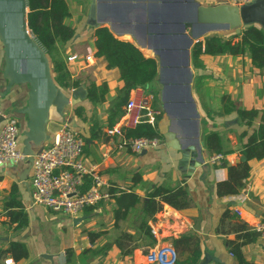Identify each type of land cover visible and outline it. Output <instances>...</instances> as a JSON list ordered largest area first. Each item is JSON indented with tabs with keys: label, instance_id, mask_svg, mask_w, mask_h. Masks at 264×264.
Returning a JSON list of instances; mask_svg holds the SVG:
<instances>
[{
	"label": "crops",
	"instance_id": "1",
	"mask_svg": "<svg viewBox=\"0 0 264 264\" xmlns=\"http://www.w3.org/2000/svg\"><path fill=\"white\" fill-rule=\"evenodd\" d=\"M65 1L70 12L66 23L73 26L76 31L68 43L62 48L59 47L60 57L64 60L70 76L69 82L79 80L82 85L88 82L97 85L105 82L108 90L105 100L101 103L92 104L85 99L76 104L83 108L81 117L74 114L75 105L66 107L62 118L51 108L50 119L54 124L65 122L76 128L84 138V162L95 168L109 185L125 186L127 188L125 191L136 193L140 201L128 211L124 219L118 220L116 225L113 219V209L116 208L113 198L100 201L85 208L77 216L71 217L32 205L29 183L31 168L25 178L26 184L20 182V176L28 163L23 160L5 163L0 165V251L6 249L11 241L24 243L28 254L16 264H158L147 259V255L154 248L169 246L173 238L185 232H192L199 237L202 250L201 259L197 264H214V260L221 264H237L226 239L232 240L241 232L229 231L235 220L245 223L248 229L256 222H264V157L248 161L249 174L239 193L220 198L214 193V184L226 178V168L208 162L213 153L206 150L202 137L208 131L221 133L224 139L222 143L224 160L228 165L237 163L236 161L243 156L240 152L243 139L239 136L246 127L234 123L235 112L213 117L211 120L207 119L206 113L208 110L221 108V97L224 94L228 95L237 107L262 109L264 68L252 67L249 52L240 56L227 54L203 56L202 67L194 68L190 64L192 77L189 93L193 106L185 99V105L171 107L169 102L177 98L176 91L169 93L166 90V84L172 75L161 74L162 64L152 55L157 64V73L151 88L161 86V101L165 111L161 112L158 121L162 143L156 148L133 153L119 147L118 139L107 135L90 137L93 121H97L100 126L107 124L108 109L118 97L123 83L116 68L107 69L105 61L95 57L92 38L95 28L87 23V13L92 2H100L99 26L106 27L119 39L127 35L132 36L137 49L141 51H172L177 48L179 40L163 43V46L162 41L156 38L158 35L176 32L173 31L175 25L172 22L157 23L160 16L153 9L154 0ZM179 1L184 3V0ZM196 1L204 6L227 2V0ZM255 1L258 0L237 6L241 7ZM83 5L85 12L82 13ZM77 16L82 17L80 23L76 20ZM212 34L214 33L206 36ZM203 37L205 36H201L200 40ZM72 54L79 55V59L66 62L67 57ZM88 54H92L95 59L93 63L85 65L83 57ZM3 65V50L0 43V110L18 120V146L21 148L26 116L14 112L13 109L26 104L27 85H13L10 91L2 96L6 85V79L2 74ZM69 89L65 90L70 91ZM194 121L197 122L198 135H195ZM52 135L49 134L41 146L48 144ZM195 140L198 141L200 154L189 152L184 155L182 151L194 145ZM158 185L169 188L184 187L191 199L189 206L177 210L162 204V209L156 212L152 219H147L143 213L144 203L148 199V193ZM12 187L16 189L21 207L6 205V201L11 198ZM235 209L240 210V216L235 214ZM19 210L27 217V224L22 228H17L19 221L10 220L9 216L10 211ZM225 210L234 218L224 220L217 231L220 217ZM142 221H146L149 227L153 226L156 230L154 242L141 230ZM90 233L95 236L91 238ZM121 235L126 236L121 238L122 246L118 247L114 241ZM67 249L69 252H66ZM240 250L246 261L264 264V241L256 233L254 240L241 245ZM43 255H50L52 259L49 260ZM7 257H10L8 253H0V259L4 260Z\"/></svg>",
	"mask_w": 264,
	"mask_h": 264
},
{
	"label": "trees",
	"instance_id": "2",
	"mask_svg": "<svg viewBox=\"0 0 264 264\" xmlns=\"http://www.w3.org/2000/svg\"><path fill=\"white\" fill-rule=\"evenodd\" d=\"M26 1V20L28 29L48 57L50 71L55 85L60 89L78 90L80 95L85 94V99L92 103H101L105 100L107 85L105 82L95 84L88 82L82 85L79 80H70V76L64 60L60 57L59 47H63L76 34L75 28L66 23L70 17L68 4L65 0H25ZM225 33H214L203 37L202 40L194 42L190 48V64L194 68L203 66V56H215L227 54L240 56L249 52L251 65L255 69L264 68V28L257 24L243 26L239 30L227 31ZM93 50L97 58L105 61L107 69L116 68L119 78L122 81V87L119 95L108 109L107 124L100 126L97 121H93L90 127V137H100L106 135V129L111 127L122 114V107L125 104L131 89L149 88L153 84V79L157 73V64L153 57L144 56L135 45L130 42L120 40L113 36L106 27H98L93 30ZM235 39V41H233ZM84 99V100H85ZM82 102V101H81ZM74 114L82 116V106L76 105L73 109ZM232 112L236 113L234 123L242 124L246 127L240 134L243 139L241 144V154L245 161H238L235 164L228 165L225 160L219 164L226 168V178L214 184V193L217 197L234 196L240 192L244 185V180L248 177L250 166L249 160H259L264 157V106L262 109L240 108L230 99L228 95L221 97V108L219 110H208L207 119L213 117H222ZM161 114L157 117L154 126L148 123H139L134 128L127 130L129 137H161L158 130V121ZM61 124H53V130L60 127ZM205 148L209 153H222V143L224 141L221 133L217 131H208L203 137ZM85 145V144H84ZM89 180L86 178L83 188H86ZM111 198L114 199L116 208L113 209V219L116 225L118 220L124 219L128 211L139 203L140 198L132 191H117L110 189ZM11 198L6 201L7 206L21 207L16 189L12 187ZM148 199L144 203L143 213L147 219H152L154 214L162 209V204H167L177 210L187 208L190 204V197L186 189L182 186L173 188L161 185L154 186L148 193ZM17 215L18 217H15ZM10 220H18L17 228H22L27 224L26 214L21 210L10 211ZM228 210H225L219 221L218 229L226 219H233ZM235 225V226H234ZM234 225L229 231L239 232L232 240L226 239L231 254L236 258L237 264H253L246 261L242 254L241 245L251 242L255 238V233L248 229L247 225L239 220L234 221ZM144 235L148 236L154 242L150 233V227L146 221L140 225ZM92 238L95 234L90 233ZM121 235L114 242L118 247L122 246ZM241 240V242H237ZM171 245L176 253V264H197L201 259L202 250L200 240L192 232H185L177 238L171 240ZM69 252V249L66 250ZM0 253H8L14 262L25 258L28 254L26 245L22 242L11 241L6 249ZM69 260V257H67ZM214 264L218 261L214 260Z\"/></svg>",
	"mask_w": 264,
	"mask_h": 264
},
{
	"label": "water",
	"instance_id": "3",
	"mask_svg": "<svg viewBox=\"0 0 264 264\" xmlns=\"http://www.w3.org/2000/svg\"><path fill=\"white\" fill-rule=\"evenodd\" d=\"M184 3L190 8V15L183 17L184 22L176 26L179 36L174 40L180 41L178 47L165 57L161 50H138L144 56H156L160 64L170 63L175 69L182 68L185 73L182 85L184 97L189 100L190 106H193L189 93L192 77L190 48L193 43L209 33L239 30L246 25L257 24L264 28V0H258L241 7L227 2L209 6L200 5L196 0H184ZM100 7L101 3L94 1L87 13V23L95 29L99 27ZM26 13L25 0H0V43L4 60L2 74L6 79L5 89L1 95L8 93L13 85H27L26 104L13 109L14 112L26 116L20 149L24 156L23 161L27 162L28 166L20 176L22 184H26L25 178L31 168L32 156L37 151L35 149H40L48 135L54 134L58 130H53L54 123L50 119V109L53 108L56 114L62 118L63 110L66 107H73L86 98L85 94L80 95L78 90L66 91L55 85L48 57L28 29ZM186 29L188 30L185 31ZM156 38L162 41L163 46V43H168L163 39V35H158ZM120 40L135 45V39L130 35L123 36ZM2 120L0 117V123ZM193 125L195 126V135H198L197 122L194 121ZM189 152L200 154L197 140L194 145L188 146L182 151L184 155ZM245 160V157L241 156L236 162ZM43 256L49 260L52 259L50 255ZM0 264H3V259H0Z\"/></svg>",
	"mask_w": 264,
	"mask_h": 264
},
{
	"label": "built area",
	"instance_id": "4",
	"mask_svg": "<svg viewBox=\"0 0 264 264\" xmlns=\"http://www.w3.org/2000/svg\"><path fill=\"white\" fill-rule=\"evenodd\" d=\"M251 1L253 0H227V3L237 6ZM78 59L79 55L72 54L67 57L66 62ZM94 59L92 54L83 57L85 65L93 63ZM130 91L131 95L129 92L122 114L113 126L106 129V135L118 139L119 147H124L133 153H140L160 146L161 139L147 136L129 137L126 134L127 130L139 123L154 126L161 111L152 106L154 94L149 88L137 87ZM0 117L3 119L0 127V165L23 160L24 156L18 146V120L14 116L4 114L1 110ZM84 144L81 133L64 122L52 135L51 141L33 154L29 180L32 205L75 217L85 208L111 198V188L117 191L127 189L123 185H109L95 168L84 162ZM223 160L222 153L212 154L208 158V162L216 165ZM86 178L89 184L83 188ZM234 212L238 216L241 214L239 209H235ZM250 229L264 241V222H256ZM150 233L152 236L156 234L153 226H150ZM147 259L158 264H174L176 253L171 245L156 247L147 255ZM3 264H16V262L7 257L3 260Z\"/></svg>",
	"mask_w": 264,
	"mask_h": 264
},
{
	"label": "rangeland",
	"instance_id": "5",
	"mask_svg": "<svg viewBox=\"0 0 264 264\" xmlns=\"http://www.w3.org/2000/svg\"><path fill=\"white\" fill-rule=\"evenodd\" d=\"M84 2V0H81ZM154 11L159 14L160 18L157 20V23H169L172 22L174 26L173 31H176V26L179 24H182L184 22L183 17H188L190 15V8L185 3H180L179 0H157L153 2L152 4ZM84 5L82 6V13L84 11ZM180 17H179V16ZM178 16V17H177ZM77 22L80 23L82 21L81 16H77ZM100 27V26H99ZM179 32H172L171 34L163 35V39L167 42H171L174 40V38H178ZM172 51L169 50H163L162 55L165 57L167 54H170ZM146 57H149L148 55H145ZM161 74H169L172 75V78L168 81L166 84V90H168L169 93L171 91L177 92V98L174 100L171 99L169 102L171 107H174L175 105L181 106L185 105V93L183 91V79L185 77V73L182 71V68L175 69L173 66H171L170 63H163L161 65ZM173 73V74H172ZM150 91L154 94V99H152V106L154 108L159 109L161 112H165L164 108L162 106L161 101V86H157L154 89L150 87Z\"/></svg>",
	"mask_w": 264,
	"mask_h": 264
}]
</instances>
